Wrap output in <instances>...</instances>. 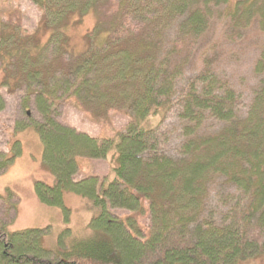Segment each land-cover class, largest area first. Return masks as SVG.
I'll return each mask as SVG.
<instances>
[{
	"label": "trees",
	"instance_id": "obj_1",
	"mask_svg": "<svg viewBox=\"0 0 264 264\" xmlns=\"http://www.w3.org/2000/svg\"><path fill=\"white\" fill-rule=\"evenodd\" d=\"M32 1L44 13L28 34L0 14V73L2 84L26 88L24 104L40 117L22 127L36 129L53 182L35 181L33 193L65 215L64 195L74 193L93 214L81 234L64 222L69 230L51 249L43 244L49 227L10 228L5 216L16 212V198L0 195V264H238L263 257L264 43L247 102L205 54L184 69L187 56L177 49L199 38L214 13L231 30L256 17L264 31V0ZM89 14L94 28L78 52L70 34ZM70 98L98 116L125 106L132 117L111 135L76 132L55 116ZM169 118L178 124L167 127ZM14 155L0 152V173ZM84 157L107 159L111 176L72 179ZM144 203V233L135 215L115 211L142 213Z\"/></svg>",
	"mask_w": 264,
	"mask_h": 264
},
{
	"label": "rangeland",
	"instance_id": "obj_2",
	"mask_svg": "<svg viewBox=\"0 0 264 264\" xmlns=\"http://www.w3.org/2000/svg\"><path fill=\"white\" fill-rule=\"evenodd\" d=\"M220 11V8L217 9V12L220 13ZM43 13V9L32 0L0 1V14L3 22L8 27L14 26L22 35L34 31L41 24ZM93 28L94 17L89 14L84 17L78 27L71 31V48L78 52L86 50L88 37H91ZM263 43L264 31H261L258 26L256 17L244 27L231 30L227 27V21L214 13L205 32L188 43L186 47L177 50L180 51L181 56H187L184 69L196 68L201 63L202 55L200 54H205V57L212 61V67L219 76L226 78L247 102L257 84V77L254 76L252 68ZM50 52L45 54L46 58L51 56ZM174 55L175 53L172 54ZM65 57H63L64 61L67 59ZM3 81L0 73V94L3 99V107L0 110V152L4 154L11 152L15 155L10 160V165L0 173V195L5 197L9 191L14 194L16 199L12 201L16 204V212L12 210L7 216L3 215L5 207L0 201V217H7L6 221L12 222L10 228L13 230L49 227L50 231H46L43 244L52 249L57 245L58 233L63 228H66V231L69 230L63 226L64 222L70 223L73 234H81L93 212L89 211V204L84 198L71 192L64 195V203L68 209L66 215L61 209L43 206L36 200L33 193L35 181L51 184L53 176L43 166L42 143L36 129L34 127L23 128L22 125L29 119L39 121L40 117L33 105L24 104L26 88L12 87L7 83L2 84ZM55 116L62 124L72 127L76 132L98 136L111 135L114 131L123 129L131 119L132 113L131 108L122 106L109 108L104 111L103 115L98 116L85 108L77 99L70 98L62 101L56 109ZM151 122L153 121H148L145 125ZM165 124L170 128L178 122L169 118ZM15 138L20 143H14ZM81 163L79 172L72 176L74 180L88 174L98 177L111 176V168L105 158L84 157ZM144 207L145 210L142 213L122 208L115 209V211L122 216L135 215L138 226L144 233V231L147 232L149 226L146 203L143 204ZM238 264H264V256L257 255L250 259H243Z\"/></svg>",
	"mask_w": 264,
	"mask_h": 264
}]
</instances>
